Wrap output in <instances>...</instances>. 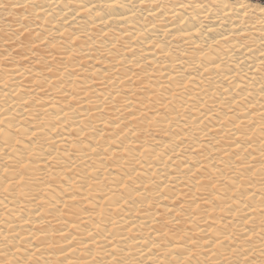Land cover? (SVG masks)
<instances>
[{"label": "bare ground", "instance_id": "bare-ground-1", "mask_svg": "<svg viewBox=\"0 0 264 264\" xmlns=\"http://www.w3.org/2000/svg\"><path fill=\"white\" fill-rule=\"evenodd\" d=\"M158 1L0 0V264H264V7Z\"/></svg>", "mask_w": 264, "mask_h": 264}, {"label": "rangeland", "instance_id": "rangeland-1", "mask_svg": "<svg viewBox=\"0 0 264 264\" xmlns=\"http://www.w3.org/2000/svg\"><path fill=\"white\" fill-rule=\"evenodd\" d=\"M166 0H159L158 1V3L159 4H165L166 2H165ZM246 1H249L251 4H252V9H256L257 7H258V5H262L263 7H264V2H261V1H259V0H246ZM228 2H229V5L231 6V7H233V5H234V3L236 2L235 0H228ZM250 17L249 18H251V16H253L254 15V12H249V14H248Z\"/></svg>", "mask_w": 264, "mask_h": 264}, {"label": "water", "instance_id": "water-1", "mask_svg": "<svg viewBox=\"0 0 264 264\" xmlns=\"http://www.w3.org/2000/svg\"><path fill=\"white\" fill-rule=\"evenodd\" d=\"M261 1H264V0H261Z\"/></svg>", "mask_w": 264, "mask_h": 264}]
</instances>
